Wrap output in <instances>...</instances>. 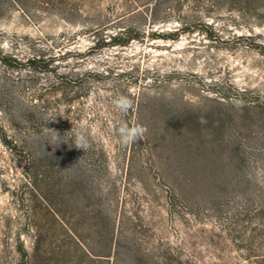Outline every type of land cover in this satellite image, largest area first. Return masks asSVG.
I'll use <instances>...</instances> for the list:
<instances>
[{
  "label": "rangeland",
  "instance_id": "rangeland-1",
  "mask_svg": "<svg viewBox=\"0 0 264 264\" xmlns=\"http://www.w3.org/2000/svg\"><path fill=\"white\" fill-rule=\"evenodd\" d=\"M125 28L138 39L115 45ZM240 92L264 98V0H0V264H86L67 254L72 232L86 246V149L107 163L93 190L115 186L136 248L163 263L169 250L242 262L209 215L172 204L188 167L200 171L187 139L210 133L218 101ZM118 94L133 101L127 114ZM121 122L143 137L119 143Z\"/></svg>",
  "mask_w": 264,
  "mask_h": 264
},
{
  "label": "trees",
  "instance_id": "trees-1",
  "mask_svg": "<svg viewBox=\"0 0 264 264\" xmlns=\"http://www.w3.org/2000/svg\"><path fill=\"white\" fill-rule=\"evenodd\" d=\"M136 4L137 0H124V6ZM137 39L134 28L112 37L120 46ZM222 99L226 103L218 101L219 113L206 123L210 133L197 141L187 139L189 153L197 152L200 171L188 167L181 194L172 190V204L180 200L190 211L197 207L209 215L219 231L215 236L229 242L242 260L237 264H264V98L240 92ZM87 151L86 246L82 235L72 232L74 248L67 254L79 260L86 257V264H188L173 250L166 251L163 263L154 261L150 251L135 247V221L118 212L111 196L115 186H109L107 195L93 190V185L102 184L99 174L107 171V163ZM40 195L46 200L51 196L47 190ZM47 206L52 215L53 208Z\"/></svg>",
  "mask_w": 264,
  "mask_h": 264
},
{
  "label": "clouds",
  "instance_id": "clouds-1",
  "mask_svg": "<svg viewBox=\"0 0 264 264\" xmlns=\"http://www.w3.org/2000/svg\"><path fill=\"white\" fill-rule=\"evenodd\" d=\"M112 106L119 114H127L133 107V101L122 94L116 95L112 100ZM204 121L201 120V123ZM53 131V130H52ZM55 132V131H54ZM116 135L118 137V142L124 146L129 144H135L138 139H141L144 135L145 129L140 125H130L127 122H121L115 128ZM74 142L77 148L85 149L88 144L83 135H73ZM52 141H60L61 137L55 132V135L51 138Z\"/></svg>",
  "mask_w": 264,
  "mask_h": 264
}]
</instances>
